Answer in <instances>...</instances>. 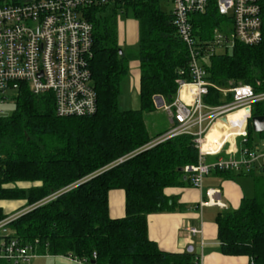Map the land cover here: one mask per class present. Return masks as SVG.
I'll use <instances>...</instances> for the list:
<instances>
[{
    "label": "trees",
    "instance_id": "16d2710c",
    "mask_svg": "<svg viewBox=\"0 0 264 264\" xmlns=\"http://www.w3.org/2000/svg\"><path fill=\"white\" fill-rule=\"evenodd\" d=\"M160 2L136 0L83 9L93 25L90 68L98 97L94 114L58 116L52 94L35 95L22 85L15 110L0 115V200L26 199L27 206L37 204L9 226L19 243H37L39 254L74 255L94 264L200 263L195 251L161 249L148 231L149 214L174 209L176 200L165 193L166 188L183 186L190 179L184 167L199 160L188 134L149 147L167 130L150 134L145 113L156 110L157 96L174 101L179 71L189 64L188 48L174 25L173 13L163 10ZM119 13L139 21L136 51L119 52ZM191 21L198 38L208 41L231 18L220 14L217 0H210L205 12L193 13ZM133 57L140 62V106L121 109V85L129 76ZM204 62L214 85L244 83L264 92V36L255 45L236 42ZM232 98V93L224 96L210 86L204 101L218 105ZM260 115H264V100L252 105V117ZM248 131L249 147L264 141V132L254 130L252 119ZM219 172L227 177H255V195L244 197L237 209L216 216L219 251L264 264V173L257 176L256 169ZM21 181L39 184L7 186ZM113 189L125 191L124 217L110 216ZM7 216L0 207V221ZM0 264L10 262L0 260Z\"/></svg>",
    "mask_w": 264,
    "mask_h": 264
},
{
    "label": "built area",
    "instance_id": "2783aa9c",
    "mask_svg": "<svg viewBox=\"0 0 264 264\" xmlns=\"http://www.w3.org/2000/svg\"><path fill=\"white\" fill-rule=\"evenodd\" d=\"M132 1L136 0H0V103L15 102L19 89L26 85L35 95L52 94L58 116L94 114L98 97L90 68L93 25L83 16V9L95 4ZM174 3L173 22L188 48L189 64L179 71L173 102L155 97L156 106L168 111L172 126L149 147L178 135H191L199 160L186 165L184 170L197 188H202L205 177L214 171L264 170V141L254 147L247 145L252 105L264 100V92H256L252 85L244 83L226 88L216 86L208 80L204 64L207 56L231 49L236 42L255 45L262 41L264 0H217L220 14L231 21L223 23V27L228 25L227 30L216 29L208 41L195 34L191 15L205 12L210 0H174ZM210 86L218 88L224 96L232 93L233 98L218 105L207 104L204 98ZM240 108L246 114L241 124L236 125L237 130L226 132L217 141L210 140L212 126L219 120L228 122V115ZM231 133H235L232 139L228 136ZM221 194L220 188L208 189L207 200L200 205L228 209ZM22 213L17 211L0 221V260L31 264L38 254L37 243L21 244L9 230V224ZM187 229L192 235L202 233L193 226ZM201 259L202 254L199 264ZM74 260L77 264H94L86 258Z\"/></svg>",
    "mask_w": 264,
    "mask_h": 264
},
{
    "label": "crops",
    "instance_id": "0c3cea01",
    "mask_svg": "<svg viewBox=\"0 0 264 264\" xmlns=\"http://www.w3.org/2000/svg\"><path fill=\"white\" fill-rule=\"evenodd\" d=\"M118 37L119 44L124 46L123 51L125 53L134 51L139 42V21L137 19H127L121 25L118 24ZM129 74L131 79L129 81H132L133 84L135 78L139 90L141 74L138 59L130 62ZM230 116L234 118L235 115L230 114ZM233 120L230 121L233 123ZM216 124L218 122L211 129L210 140ZM36 184L39 183L21 181L7 186L28 188ZM210 188L221 189L222 199L227 203L228 209L200 205L201 201L207 200V191ZM165 193L176 200L174 209L148 215L149 237L157 242L161 249L169 252H185L192 246L193 251L199 255L202 254L201 264H251L249 256L226 255L219 251L220 243L216 223V216L219 212L237 209L244 197L252 198L255 195V187L251 180L240 178L239 175L227 177L219 171H214L205 177L202 188L195 187L189 179L186 180L183 186L166 188ZM125 198L123 189L110 191L109 210L112 218H121L126 215ZM26 203V199H1L0 207L9 215L10 212L16 209L26 207ZM191 226L199 228L202 233L192 235L187 229Z\"/></svg>",
    "mask_w": 264,
    "mask_h": 264
},
{
    "label": "rangeland",
    "instance_id": "374dc122",
    "mask_svg": "<svg viewBox=\"0 0 264 264\" xmlns=\"http://www.w3.org/2000/svg\"><path fill=\"white\" fill-rule=\"evenodd\" d=\"M160 6L163 10L173 11V9L175 7V3H174V0H161ZM127 19H134V18L126 15L125 13H119L118 24L121 25V23L126 21ZM227 26L228 25H224L225 28H227ZM121 47H122V49H124V46H121ZM135 50H137V46H136ZM134 59H136V58H134ZM129 80H131L130 74L123 81V83L121 85V96L119 97V107L121 109H137L140 106L139 90H138V86L135 82V78L133 80V82H134L133 84H132V81H129ZM133 85H134V87H133ZM222 88H226V87H222ZM12 95L14 96L15 94L13 93ZM15 107H16L15 102L0 103V110H1L0 115H2V116L10 115L15 110ZM232 114H234L235 116L233 118L230 115H228V122H223L221 120L218 121V124L215 125V128L213 130L214 131L212 133L213 135H211V140L217 141L226 132L236 131L237 130L236 125L238 126L239 124H241V122L243 121V119L245 117L246 110L245 109L244 110H238ZM229 119L230 120L234 119L233 123ZM145 122H146V125H147V128H148L150 134H152V135L156 134L159 131L168 130L172 126L168 111L165 110L164 108H158V107L156 108V110H154L150 113H145ZM229 122L232 124V129H230L231 126H230ZM233 134H235V133H231L228 135L230 139H232ZM212 159H215V158H212ZM262 173H264V171L257 169V173H256L257 176L262 175ZM239 177L251 180L253 182V186L255 187V184H254L255 177L254 176L239 175ZM244 181H246V180H244ZM35 205H37V204H35ZM35 205L34 206H27V203H26V207H23L19 210L16 209V210L10 212V214L16 213L17 211L23 212L22 214H24V213L28 212L29 210H31L33 207H35ZM9 230L11 231V233L14 232V230L10 226H9ZM75 258L76 257L74 255H68V256L49 255V254L44 255V254H39V252H38L37 256L32 260L31 264H77L74 261ZM10 264H15V263H10Z\"/></svg>",
    "mask_w": 264,
    "mask_h": 264
},
{
    "label": "water",
    "instance_id": "95a60500",
    "mask_svg": "<svg viewBox=\"0 0 264 264\" xmlns=\"http://www.w3.org/2000/svg\"><path fill=\"white\" fill-rule=\"evenodd\" d=\"M120 54L123 53V50L120 49L119 50ZM158 108H160V106L158 105ZM226 117H223V120H226ZM252 124H253V128L256 132H264V115H260V116H253L252 117ZM188 251H193L192 246H190L188 248ZM92 263H95V261H92Z\"/></svg>",
    "mask_w": 264,
    "mask_h": 264
},
{
    "label": "bare ground",
    "instance_id": "6f19581e",
    "mask_svg": "<svg viewBox=\"0 0 264 264\" xmlns=\"http://www.w3.org/2000/svg\"><path fill=\"white\" fill-rule=\"evenodd\" d=\"M238 110H244L243 108H240V109H238ZM238 110H235V111H233V112H231L230 114H232V113H234V112H236V111H238ZM229 114V115H230ZM213 127V126H212ZM212 129V128H211ZM210 133H211V130H210V132H209V135H208V137H209V139H210Z\"/></svg>",
    "mask_w": 264,
    "mask_h": 264
}]
</instances>
